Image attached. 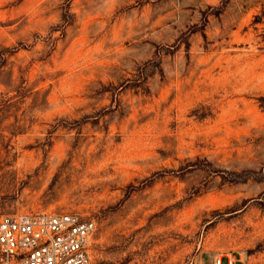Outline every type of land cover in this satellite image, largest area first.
<instances>
[{
	"label": "rangeland",
	"instance_id": "374dc122",
	"mask_svg": "<svg viewBox=\"0 0 264 264\" xmlns=\"http://www.w3.org/2000/svg\"><path fill=\"white\" fill-rule=\"evenodd\" d=\"M157 205L195 229L139 249ZM30 212L94 221L92 264H264V0H0V215Z\"/></svg>",
	"mask_w": 264,
	"mask_h": 264
},
{
	"label": "built area",
	"instance_id": "2783aa9c",
	"mask_svg": "<svg viewBox=\"0 0 264 264\" xmlns=\"http://www.w3.org/2000/svg\"><path fill=\"white\" fill-rule=\"evenodd\" d=\"M95 223L77 213L0 215V264H92L88 242ZM238 264L215 256L211 264Z\"/></svg>",
	"mask_w": 264,
	"mask_h": 264
},
{
	"label": "bare ground",
	"instance_id": "6f19581e",
	"mask_svg": "<svg viewBox=\"0 0 264 264\" xmlns=\"http://www.w3.org/2000/svg\"><path fill=\"white\" fill-rule=\"evenodd\" d=\"M175 205V204H174ZM177 205V204H176ZM160 206L162 207V205H157L156 207H154L151 211H148L145 213V215H143V218L139 219V225L141 227H144V226H148V232L145 233V234H142L141 237H142V240H140V242L138 243V248L139 249H142L144 248V246L148 243V242H153V243H156V239L159 238V236L163 235L165 236V239H166V236L169 234L171 228L176 225L177 223H175L176 221L178 223L180 222H185V225L189 226L191 228V232L192 230L195 229V224H193L190 220V217L189 216H186L185 218L182 217V215H177L175 212L173 213H170L166 216H164L163 218L161 219H157V220H154L152 223L148 224V220L151 218L152 215H154V212L160 210ZM146 207V206H145ZM144 207H139L137 208L136 210L137 211H143ZM166 209V208H165ZM146 210V209H145ZM144 210V211H145ZM187 211V210H186ZM182 213V212H181ZM160 214V213H159ZM192 218V217H191ZM182 224V223H180ZM178 225V224H177ZM184 226V224H183ZM137 227V226H136ZM139 226L137 228H135L133 230L136 231V229H138ZM174 228V227H173ZM178 228V227H177ZM183 229V228H182ZM180 230V229H179ZM171 233V232H170ZM144 235V236H143ZM170 235V234H169ZM172 235V234H171ZM160 240V239H159ZM138 241V240H137ZM162 241V240H161ZM160 243V242H159ZM158 245V244H157ZM155 248L159 249L158 246L154 245ZM137 247L136 244H133L132 245V249H135ZM154 248V247H153Z\"/></svg>",
	"mask_w": 264,
	"mask_h": 264
},
{
	"label": "crops",
	"instance_id": "0c3cea01",
	"mask_svg": "<svg viewBox=\"0 0 264 264\" xmlns=\"http://www.w3.org/2000/svg\"><path fill=\"white\" fill-rule=\"evenodd\" d=\"M237 259V258H236Z\"/></svg>",
	"mask_w": 264,
	"mask_h": 264
}]
</instances>
